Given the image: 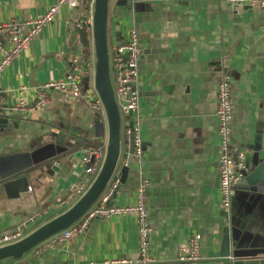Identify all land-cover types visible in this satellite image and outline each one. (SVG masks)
<instances>
[{
  "label": "crops",
  "instance_id": "obj_1",
  "mask_svg": "<svg viewBox=\"0 0 264 264\" xmlns=\"http://www.w3.org/2000/svg\"><path fill=\"white\" fill-rule=\"evenodd\" d=\"M56 1L0 0V23L33 19ZM91 1L80 0V6L71 10L61 7L0 78L8 103L17 100L20 86L27 88L26 100L41 91L48 100L46 109L27 120L9 117L7 128L0 131V237L17 231L26 236L68 211L96 177L88 178L78 191L86 177L79 151L102 145L106 152L105 115L83 99L64 98L44 88L45 83L62 79L77 58L88 63L81 89L85 91L89 78L88 91L97 97L93 45L90 42V53L83 55L85 47L75 31L82 24L80 12L89 14ZM131 27L144 50L138 65L143 157L140 166L132 163L124 186L109 205L134 203L144 177L150 183L151 255L157 260L173 262L178 246L193 233L201 236L200 261L176 264L264 259V8L237 10L222 0H109V58ZM6 40L2 35L1 41ZM223 72L231 75L232 147L245 153V178L263 187L252 193L239 183L227 217L219 206L215 119ZM21 173H28L30 191L10 198L3 184ZM115 181L113 177L104 192L111 191ZM227 227L231 258H221ZM61 233L7 264L101 263L137 254V225L129 216L95 219L83 233L64 242L57 241Z\"/></svg>",
  "mask_w": 264,
  "mask_h": 264
},
{
  "label": "built area",
  "instance_id": "obj_2",
  "mask_svg": "<svg viewBox=\"0 0 264 264\" xmlns=\"http://www.w3.org/2000/svg\"><path fill=\"white\" fill-rule=\"evenodd\" d=\"M229 6L240 5L257 8H264V0H222ZM92 4L84 23L80 25L89 27L92 22ZM80 6V0H57L47 11L33 19H11L0 23V78L4 70L10 63L18 58L23 51L36 39L42 29L51 24L58 14L60 7L75 9ZM6 35L5 44L1 41V36ZM113 55L109 58L110 77L114 90V98L120 114V120L124 115L126 126L123 136L126 139L133 137L132 163L140 166L143 157V140L141 136V116L139 108V71L138 65L144 50L140 43V36L131 27L127 33L126 40H118L113 48ZM88 63L77 58L73 59L70 68H67L65 75L60 80L45 83L44 88L61 93L64 98H80L86 101L91 109L99 115H104V108L97 97L93 98L90 91H83V73L87 70ZM95 94L96 91L93 89ZM18 98L15 102L8 103L3 90L0 89V117H15L20 120H27L28 115L41 112L48 105L47 95L41 91L36 93L31 101L26 100L27 88L20 86ZM233 99L231 89V75L223 72L216 90L215 119L216 138L219 147L218 156V179H219V206L221 212L226 217L230 214L231 201L234 189L243 179L247 170L245 165V153L234 150L232 147V116ZM131 113V120L129 117ZM122 124V122H121ZM102 145H88L80 150V163L86 175L78 191L84 189L89 175L97 174L99 171L98 160L104 158ZM150 189L149 181L142 177L135 191V201L126 206L109 205L111 191L102 192L95 204L74 224V226L62 231L57 241L64 242L71 238L72 234H80L87 228L88 224L95 219H107L113 216H129L135 219L138 233L137 254L132 259H111L101 263L88 262L86 264H176V263H196L200 261V241L199 233L191 234L185 244H180L177 248V255L173 262H162L151 255L150 238L153 233L149 209L147 206ZM30 191V188H28ZM20 231L2 235L0 237V247L10 244L20 235ZM12 239H14L12 241Z\"/></svg>",
  "mask_w": 264,
  "mask_h": 264
},
{
  "label": "water",
  "instance_id": "obj_3",
  "mask_svg": "<svg viewBox=\"0 0 264 264\" xmlns=\"http://www.w3.org/2000/svg\"><path fill=\"white\" fill-rule=\"evenodd\" d=\"M108 3L109 0H93L92 22L90 26L91 39L89 38L86 29H83V27L80 26L75 28L81 45L87 48L91 42L94 50L95 72L93 87L103 105L105 121L108 127V141L102 165L92 184L68 211L41 225L22 239L1 246L0 264H7V262L21 258L25 253H28L48 238L73 226L95 204L113 177L116 178V181L111 189V200L116 198L118 192H120L122 186H124L126 182L129 170L132 167L133 137L132 135H129L126 148V139L124 138V141L122 139L124 136H122L121 133L120 114L114 98V90L110 77L109 51L107 43ZM232 7L237 10H247L252 8L250 6L240 5H234ZM116 44H118V42H116ZM129 117L131 120V113H129ZM8 121V118L0 117V131L7 128ZM123 145L125 148V163L121 164L120 158ZM79 154L80 151L77 156H80ZM253 180H255V178H253ZM251 182L250 180H247L245 176H243V180L240 181L241 185L245 186V190L252 193L258 192L263 188L261 185H256L254 182ZM28 187V173H21L17 177L3 184L7 196L10 198L21 196V194L28 190ZM32 221H29L25 227L31 224ZM8 234L10 233L4 235ZM222 246L225 247V250L220 253L221 258H231L228 227L224 229ZM230 264H264V259H231Z\"/></svg>",
  "mask_w": 264,
  "mask_h": 264
},
{
  "label": "rangeland",
  "instance_id": "obj_4",
  "mask_svg": "<svg viewBox=\"0 0 264 264\" xmlns=\"http://www.w3.org/2000/svg\"><path fill=\"white\" fill-rule=\"evenodd\" d=\"M61 8V7H60ZM59 8V9H60ZM64 8H66V7H64ZM86 16H87V11L86 10H83L82 12H80V21H81V23L83 24L84 23V20H85V18H86ZM49 25V24H48ZM85 28H86V30H87V32H88V34H89V36H91V31H90V28L89 27H86L85 26ZM112 47V45H111V42L109 43V51H110V48ZM89 52V48L87 47V48H85L84 49V51H83V55H86V56H88L87 55V53ZM90 53V52H89ZM90 55V54H89ZM83 58H85L84 56H82ZM85 78V77H84ZM91 87V84L89 83V78H88V80L86 79V82H85V85H84V90L85 91H87L89 88ZM82 88H83V85H82ZM83 101V100H82ZM47 107H45V109H46ZM121 122H122V124H121V133H122V136H123V132H124V128H125V126H126V118H125V116L123 115L122 116V120H121ZM122 139H123V141H124V137H122ZM102 150H105L104 148L102 149ZM124 145L122 146V150H121V158H120V161H122L123 160V158H124ZM105 152V151H104ZM102 162H103V158H101L100 160H98V162H97V164H98V167L100 168L101 167V165H102ZM96 175V174H95ZM244 175L246 176V173H244ZM94 176V174H92V175H89V179H91L92 177ZM23 237H25L24 236V233L23 232H21L20 233V235L15 239L16 241H18V240H20V239H22ZM14 239H12V241H13ZM16 241H14V242H16ZM13 243V242H12ZM14 264H16V263H14Z\"/></svg>",
  "mask_w": 264,
  "mask_h": 264
},
{
  "label": "trees",
  "instance_id": "obj_5",
  "mask_svg": "<svg viewBox=\"0 0 264 264\" xmlns=\"http://www.w3.org/2000/svg\"><path fill=\"white\" fill-rule=\"evenodd\" d=\"M84 27V26H83ZM85 29V28H84Z\"/></svg>",
  "mask_w": 264,
  "mask_h": 264
}]
</instances>
